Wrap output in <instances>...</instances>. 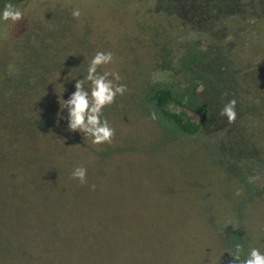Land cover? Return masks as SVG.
<instances>
[{"label":"rangeland","instance_id":"1","mask_svg":"<svg viewBox=\"0 0 264 264\" xmlns=\"http://www.w3.org/2000/svg\"><path fill=\"white\" fill-rule=\"evenodd\" d=\"M40 1H30L22 20L0 26V160L4 168H28L36 187L48 192L50 176H42L47 170L42 162L45 150L42 145L33 146V137L51 144L66 138L83 149L75 155L78 167L88 170L81 196L99 207L102 202L110 203L106 208L95 206L94 221L102 225L116 219V255L112 258L117 264L126 262L125 248L128 251L133 244L139 248V242H148V235L160 237L158 250L163 258L146 263L137 256L128 264H234L225 250L231 252L236 243L243 244L245 252L250 247L264 250V199L257 196L264 170L252 167L250 178L243 160L233 166L223 159L230 144L220 148L217 143L223 138L221 133L214 136L220 125L209 126L214 137L203 133L188 136L174 131L156 114V119H151L154 112L147 93L166 75L153 70L160 54L171 50L174 35L157 32L155 22L143 27L145 39L133 35L137 24V32L143 31L137 20L144 0H122L123 8L118 0H56L58 11L47 7L49 1ZM156 1L163 7L157 13L192 19L207 16L212 23L219 4L221 12L232 20L244 14L239 5L235 7L237 0H203L202 4L198 0ZM257 3L264 8V0ZM35 4L43 6L36 9ZM74 7L81 9L79 19L71 16ZM180 25H171L179 37L177 43L196 40V34L185 32L187 28ZM224 41L235 44L233 38ZM185 48L194 46L185 42L180 49ZM173 50L178 55V50ZM97 51L113 53V63L100 71L119 72L120 83L128 89L104 109L116 131L112 142L102 145H93L90 138L69 131L66 110L60 109V99L66 100L75 90L71 79L86 75ZM254 52L248 51V55ZM193 118L198 121L197 116ZM255 131L264 136V125H257ZM256 132L253 135H258ZM237 146L242 149L246 144ZM238 153L233 152L236 158ZM22 155L26 157L23 161ZM254 159L264 165V155ZM99 193L103 194L101 200ZM5 219L6 225H15L11 217ZM42 224L43 230L52 232L57 223L43 220ZM102 233L108 234L106 228ZM34 239L27 242L18 237L12 251L27 247L42 261L55 259L51 250L55 241L40 245ZM31 244H37L36 248ZM6 256L0 253V264Z\"/></svg>","mask_w":264,"mask_h":264},{"label":"trees","instance_id":"2","mask_svg":"<svg viewBox=\"0 0 264 264\" xmlns=\"http://www.w3.org/2000/svg\"><path fill=\"white\" fill-rule=\"evenodd\" d=\"M198 1V4L203 3V0ZM257 1L237 0L235 7L239 5L244 14L234 20L221 12L219 4L212 23L207 16L192 19L179 18L174 13H157L163 8L161 4L156 0H144L140 6L144 13L139 12L137 20L143 31L137 32V24L133 34L145 39L143 27L155 22L159 26L157 32L168 37L174 35L171 50L160 54L155 63L153 71L164 72L168 77L164 74L162 82L158 81L149 88L147 103L152 111L182 135L203 133L214 137L221 133L223 138L217 142L220 148L230 144L223 159H229L228 163L233 166L243 160L250 178L252 167L260 172L264 170V165L257 164L254 159L264 155V136L255 131L257 125H264V8H260ZM154 15L159 22L154 20ZM172 24H181L187 28L185 32L197 35L196 40L177 43L179 37L172 30ZM227 26H230L229 30ZM228 34L235 40L234 45L224 41ZM185 42L192 43L194 48L181 51L180 47ZM173 49L178 50V55ZM254 49L255 52L249 56L248 51ZM232 99L237 101V118L229 123L220 111ZM194 116L198 121H193ZM212 124L221 126L214 136L208 132ZM255 132L258 135H253ZM32 141L33 146L42 145L41 149L45 150L42 162L47 170L42 176H50V187L48 192H44L33 183L28 168L20 166L6 170L0 160V253L7 254L4 264H117L112 258L116 255V219L112 217L102 225L94 221L96 215L93 211L109 207L110 203L102 202L99 207L82 198L84 184L71 175L78 167L75 155L83 149H78V145L66 138L57 140L55 144L37 137ZM242 142L246 146L240 149L237 144ZM233 152H239L237 158ZM31 156L34 166L36 156ZM21 158L22 161L26 159L23 155ZM257 196L264 199V181ZM99 198L101 200L103 194L99 193ZM5 217H11L15 225H6ZM43 220L56 221V229L52 232L43 230ZM18 224L22 229L17 228ZM105 228L108 234L103 236ZM39 236L41 239L37 238ZM18 237L27 242L36 237L40 245L55 241L50 248L55 259L49 263L42 261L36 251L27 247L12 251L17 246H14V241L17 242ZM159 241L157 235H148V242H139V248L137 244L129 245L128 251L127 248L123 251L124 264L135 262L137 256L146 263L158 256L163 258L158 250ZM32 245L33 249L37 246Z\"/></svg>","mask_w":264,"mask_h":264},{"label":"clouds","instance_id":"3","mask_svg":"<svg viewBox=\"0 0 264 264\" xmlns=\"http://www.w3.org/2000/svg\"><path fill=\"white\" fill-rule=\"evenodd\" d=\"M24 14V9L9 0L0 8V23L15 24L24 18ZM81 15L79 7L72 9L73 19H79ZM226 39L231 40L232 37L228 36ZM113 60L114 55L111 51H97L88 64L86 75L71 79L75 80L74 92L66 100L60 99L62 101L61 111L66 110L68 130L90 138L93 145L112 142L116 130L104 116V109L111 106L118 96H123L128 91L127 86L120 83L119 72L100 71L111 65ZM236 103L235 99L229 100L220 111V115L226 117L229 123L237 118ZM151 119H156L155 113L151 114ZM87 172V168L79 166L74 168L71 175L74 180L85 184ZM91 187L94 189L95 185ZM225 252L231 256L234 264H264V250L260 247H250L245 252V246L236 243L231 252L228 250Z\"/></svg>","mask_w":264,"mask_h":264},{"label":"flooded vegetation","instance_id":"4","mask_svg":"<svg viewBox=\"0 0 264 264\" xmlns=\"http://www.w3.org/2000/svg\"><path fill=\"white\" fill-rule=\"evenodd\" d=\"M30 1H34L35 3H37V0H11V2L15 3L16 6L22 8L26 11L29 10L30 6L32 5V3H30ZM44 1H49V5L47 6L50 10H55V11H58V4L56 2V0H41V2H44ZM64 3H72L73 1L72 0H62ZM104 1V0H103ZM6 2H9V0H0V8L3 7V4L6 3ZM38 3V4H40ZM104 3V2H103ZM118 4L120 7H124L123 5V2L122 0H118ZM43 5H36L33 6L34 8L36 7V9H40L42 8ZM35 9V10H36ZM3 23H0V26L2 25ZM2 28H0L1 30Z\"/></svg>","mask_w":264,"mask_h":264}]
</instances>
